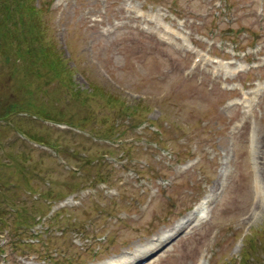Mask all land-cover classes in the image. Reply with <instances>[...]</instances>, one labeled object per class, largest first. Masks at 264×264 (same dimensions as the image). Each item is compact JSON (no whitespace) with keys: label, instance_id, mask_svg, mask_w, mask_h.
I'll return each instance as SVG.
<instances>
[{"label":"rangeland","instance_id":"1","mask_svg":"<svg viewBox=\"0 0 264 264\" xmlns=\"http://www.w3.org/2000/svg\"><path fill=\"white\" fill-rule=\"evenodd\" d=\"M35 1L95 122L0 59V264H264V0Z\"/></svg>","mask_w":264,"mask_h":264},{"label":"trees","instance_id":"2","mask_svg":"<svg viewBox=\"0 0 264 264\" xmlns=\"http://www.w3.org/2000/svg\"><path fill=\"white\" fill-rule=\"evenodd\" d=\"M3 1L8 2L0 0V3ZM9 2L10 5L5 7L2 4L0 7V59L14 58L19 63L15 70L24 75L20 78L21 91L14 96V100L8 104L11 106L5 112L11 113L18 105H35V96L39 92L30 89L33 84H36L37 90H40L43 84L49 85L53 81H59L61 86L66 85L70 89L67 90V96L72 92V101L77 102V105H81V108L87 111V115L82 117L83 122L91 120L95 122V112L91 103L95 93H86L77 89L75 91L76 87L72 82L73 70L69 68L68 60L57 49L55 36L44 20L45 11L41 3L37 5L35 0H9ZM113 106L121 107V115H125L123 113L130 110L125 105ZM39 112L44 114V110ZM48 114L49 121H66L63 114L55 116L49 112ZM111 125L106 133L108 136L113 133L114 124ZM246 241H244V254L241 255L238 264H256L261 244L254 239L249 240L247 244ZM253 244L255 247L251 258L249 251Z\"/></svg>","mask_w":264,"mask_h":264},{"label":"bare ground","instance_id":"3","mask_svg":"<svg viewBox=\"0 0 264 264\" xmlns=\"http://www.w3.org/2000/svg\"><path fill=\"white\" fill-rule=\"evenodd\" d=\"M208 200L205 199L201 204H199L195 210L190 214L189 218H188V223L190 222V225L194 222V221H198L199 218L205 213L207 212L208 208ZM186 223L183 221L181 222L177 227H176V231L179 230L183 225H185ZM189 225V226H190ZM119 264H126V263H119ZM200 264H206L205 259H202Z\"/></svg>","mask_w":264,"mask_h":264}]
</instances>
